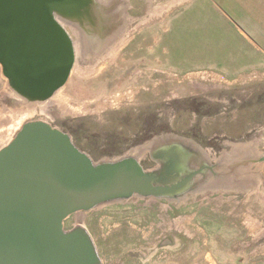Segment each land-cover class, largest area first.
<instances>
[{"label": "rangeland", "instance_id": "374dc122", "mask_svg": "<svg viewBox=\"0 0 264 264\" xmlns=\"http://www.w3.org/2000/svg\"><path fill=\"white\" fill-rule=\"evenodd\" d=\"M152 1L148 6L145 1L132 0L131 13H157L150 21L157 24L154 30L140 32L127 47L122 48L132 34L117 41L108 52L86 50L81 54L77 44L74 66L59 91L62 103L51 101L50 97L29 106L11 94L0 65V116L4 118L0 117V125L11 123L13 111L19 118L23 111L34 108L32 116L24 117L19 127L15 123L0 131V148L13 139L26 121L46 119L70 134L75 145L94 161L132 153L138 155L144 168L150 169L152 163L145 150L149 144L138 150L145 141L129 145L128 140L134 139L136 126L140 127V122H135L140 115L131 109L145 111L155 104L164 115L160 117L161 130L154 134L163 130L184 137L198 134L204 145L209 143L210 135L226 134L232 140L225 142L215 137L219 141L212 139V147L204 148L213 158L225 151L232 152L234 145L238 156L245 146L249 150L255 146L264 153V35H260L264 34V1L253 4ZM169 14L189 18L190 25L169 30V19L163 20ZM150 22L139 28H147ZM68 28L76 43L75 27ZM240 28L251 35L262 51ZM150 59L165 60L188 73L180 76L179 70L176 74L163 63L156 65L158 70L167 71L166 79L172 85L166 89L162 85L151 87L153 93L142 94L140 87L129 86L131 80L127 75L130 69L139 77L155 72L130 63ZM210 68L231 75L248 72L226 80L214 72L203 71ZM254 68L257 70L252 72ZM138 84L147 87L145 82ZM227 92L235 94V104L224 114L222 103L216 99ZM173 95L178 98L170 100ZM206 96L215 98L212 106L205 105ZM71 110L80 114L72 115ZM167 120L173 125L169 126ZM223 157L227 158V153ZM259 166L261 175L251 169V178L256 175L253 186L246 191L217 187L189 193L181 202L134 196L71 214L64 221V228L82 223L91 234L103 264H264V165ZM246 187L241 185V190Z\"/></svg>", "mask_w": 264, "mask_h": 264}, {"label": "water", "instance_id": "95a60500", "mask_svg": "<svg viewBox=\"0 0 264 264\" xmlns=\"http://www.w3.org/2000/svg\"><path fill=\"white\" fill-rule=\"evenodd\" d=\"M90 1L0 0V65L15 93L44 101L67 82L75 48L61 17ZM152 141L164 143L150 147L158 165L146 169L130 153L94 161L47 121L23 123L0 148V264H103L83 225L64 228L71 214L134 196L172 200L214 189L204 187L215 165L202 148L176 134Z\"/></svg>", "mask_w": 264, "mask_h": 264}, {"label": "flooded vegetation", "instance_id": "af4514ba", "mask_svg": "<svg viewBox=\"0 0 264 264\" xmlns=\"http://www.w3.org/2000/svg\"><path fill=\"white\" fill-rule=\"evenodd\" d=\"M144 1L148 4L153 3L152 0H142V3ZM132 0H92L89 4L87 2V5L85 7L79 8L78 11L73 12L65 17H61L62 21H64V27L72 37L71 31L69 30L68 26L73 25L76 29L77 33V42L74 43L75 48V60L77 58V44L79 48V53L82 54V52H85L86 50H92V51H105L108 52L113 45H116L117 41L125 39V36H129L132 34L131 38L128 40V42L123 45L122 48L127 47L130 42L137 37L140 32L146 30V29H152L154 30V26L157 24V22H150L152 18L157 15V13H140V12H133L131 13L129 9L134 8L131 6ZM121 10V11H119ZM126 10V11H124ZM128 10V11H127ZM112 12V13H110ZM174 14V13H173ZM172 17L169 14L167 17H164L163 20L169 19V30L173 31L174 29L178 28H184L185 26L188 27L190 25L189 18L185 17V13H183V17L176 18ZM177 15V14H174ZM150 22L151 25L147 28H139L143 23ZM63 24V23H62ZM68 25V26H67ZM152 36V35H151ZM73 40V37H72ZM74 42V40H73ZM139 48V47H138ZM106 56V55H104ZM133 67H141L144 70L150 69L155 70V72H150L146 74L145 76H137L135 75L136 71L134 69H130L129 73L130 75H127L129 81V86L131 88L140 87L142 94H149L153 93L151 87H156L159 85H162L163 89H166V87H169L172 85L169 79H166V70L160 71L158 70L156 65L164 64L165 67L170 68V71L178 73L176 70H179L180 76H183L182 74L188 73L182 71L183 69H179L177 67H174L173 65H169L168 63L157 61L155 59L150 60H134L130 62ZM218 70V69H217ZM182 71V72H181ZM221 71V70H219ZM163 73L164 76H161L158 73ZM128 74V73H127ZM139 82H145L147 84V87L139 85ZM147 90V91H146ZM146 91V92H145ZM222 98L216 99L219 100V103H222V113L226 114V110H230L232 108V103L235 104V94L232 93H222L219 95ZM223 96H230L231 99H225ZM178 98L177 96L173 95V97H170L169 99L175 100ZM206 99V106H212V101L215 100V98H211L210 96L204 97ZM209 101V102H208ZM167 104H171L169 101H167ZM158 106V105H157ZM131 110L136 111V114H139V118L135 119V122H140V127L136 126V133L133 134L134 139L129 138L128 144L130 143H140L144 142V144L138 146V147H144L148 142L150 143V147L155 145L156 143H164V142H154L152 141L153 138L156 136H160L162 134H174V133H168L165 132V130L161 131V134H154L156 131L161 130V123H160V117L163 114V111H161V108L156 107V105H152L148 109L144 111V108H133ZM220 113V112H219ZM209 115V114H208ZM145 119V122H144ZM169 126L173 125L172 122L168 121ZM149 135L146 139L145 136ZM184 137V136H182ZM215 137L222 138V140L229 141L232 140L229 136L227 137L226 134H213L210 135L209 138H207L208 144L204 145L203 142L199 140L198 134H193L185 137L186 139L190 140L191 142H194L196 145H198L200 148L204 150V148L212 147L213 144L210 145V142L213 140H218ZM226 137V138H224ZM169 141V140H168ZM198 141V142H197ZM166 142V141H165ZM199 143V144H198ZM229 143V142H228ZM231 143V142H230ZM249 143V142H248ZM127 144V145H128ZM233 144V143H231ZM239 144V143H238ZM246 144V143H242ZM229 145V144H228ZM233 146L232 152H223L222 155H219L217 158L211 157L209 153L204 150V152L208 155L209 163L212 165H215L212 167V169H207V175L203 179V183H205L204 187H214V188H224L225 186L230 187L231 190L236 191H246L251 189L253 186L255 175L253 178H251V169L255 173L259 172L257 168H260L259 165H264V153H261L260 151L256 150V147L253 146V150H249L247 146L243 149L244 151L240 152L239 156L238 153L235 152ZM227 153V158H224L223 156ZM146 154H149V160L151 161L152 165L151 168L157 167L158 163L152 158L150 154V150L147 151ZM240 158V159H239ZM228 159V160H241L240 162L243 163L242 167L245 169H250L248 171L249 177L248 179H242L236 175V167H232L228 171H223L221 160ZM239 166V165H236ZM250 167V168H249ZM235 170V172H234ZM261 175V171L259 172ZM254 174V173H253ZM216 176V178H215ZM218 176V177H217ZM215 178V179H213ZM217 179V180H216ZM241 185L247 186L246 189L241 190ZM232 187V188H231ZM229 190V189H226Z\"/></svg>", "mask_w": 264, "mask_h": 264}, {"label": "bare ground", "instance_id": "6f19581e", "mask_svg": "<svg viewBox=\"0 0 264 264\" xmlns=\"http://www.w3.org/2000/svg\"><path fill=\"white\" fill-rule=\"evenodd\" d=\"M110 13H112V12H110ZM78 52H79V48H78ZM60 89L61 88H59L52 96H51V101H56V100H63L61 97H60V93H59V91H60ZM11 94L12 95H14V96H18L19 98H21V99H23L26 103H28L29 104V106H33V105H36V103H41V102H43V101H40V102H37L38 100H36V101H30V100H27L26 98H23L22 96H19L17 93H15L13 90H12V92H11ZM61 102V101H60ZM53 103V102H52ZM54 103H56V102H54ZM62 103V102H61ZM61 103H59V104H61ZM64 103V102H63ZM64 104H62V105H60V106H63ZM41 107V106H40ZM59 107V106H58ZM67 107V106H66ZM34 109V108H33ZM33 109L31 110V109H27V111H23L22 113H21V115H20V117L19 118H16V117H18V116H16L15 114H14V111H13V114H11V117L9 118V120H10V124L9 125H3V124H1L0 125V131L1 130H7L10 126H14L15 125V123H16V125L18 126V125H20V123L22 122V120H24L23 118L24 117H26V116H32V112H33ZM63 110H64V108H63ZM65 110H67V108H65ZM68 110H69V107H68ZM74 110V109H73ZM38 111V109H36V112ZM70 111V110H69ZM72 111V110H71ZM42 112V111H41ZM11 113V112H10ZM19 113V112H18ZM34 113H35V111H34ZM37 114V113H36ZM44 114V113H43ZM63 114V113H62ZM70 114H74V115H78V114H80L79 113V111H72ZM83 114V113H82ZM81 114V115H82ZM4 115H5V112H4ZM64 115V114H63ZM69 115V114H68ZM80 115V116H81ZM2 116V115H1ZM0 116V117H1ZM7 116H9V114L7 115ZM4 117V116H3ZM34 117V116H33ZM8 118V117H7ZM41 118V117H40ZM1 119H4V118H2L1 117ZM1 119H0V121H1ZM49 119V118H48ZM52 119V118H51ZM50 119V120H51ZM44 120H46V119H44ZM3 121V120H2ZM26 121V120H25ZM51 122V121H50ZM19 127V126H18ZM7 142V141H6ZM7 144V143H6ZM5 143H4V145H2V147L3 146H5L6 145ZM148 146L145 148V150H149L150 149V143L148 142ZM1 147V148H2ZM142 147H140V148H138V150L139 149H141ZM242 152V151H241ZM130 154H132V153H130ZM137 158H139L138 157V155H136V154H134ZM240 157V156H239ZM240 159V158H239ZM241 160H239L238 161V159L237 160H221V164H222V169H223V171H228V170H230L232 167H236V175L238 176V177H240V178H242V179H245V178H247V176H246V171L247 170H250V169H245L244 167H241L242 165H243V163H241L240 162ZM236 165H239V166H236ZM250 168V167H249ZM234 172H235V170H234ZM228 187L227 186H225V189H227ZM186 197H181V198H179V199H172V201H175V202H181V201H183L184 199H185ZM81 220H82V218H79V221L81 222ZM81 225H83L82 223H80ZM208 256V259L210 258V260L212 261V258H211V256H210V254H208L207 255ZM210 261V262H211Z\"/></svg>", "mask_w": 264, "mask_h": 264}, {"label": "crops", "instance_id": "0c3cea01", "mask_svg": "<svg viewBox=\"0 0 264 264\" xmlns=\"http://www.w3.org/2000/svg\"><path fill=\"white\" fill-rule=\"evenodd\" d=\"M219 2H215V3H232V4H253V3H256V2H262L264 0H218ZM175 2L177 3V0H175ZM193 0H185V4L187 3H192ZM223 11V10H222ZM224 12V11H223ZM240 32L250 41L252 42L258 49H260L262 51V48L260 45H258V43L251 37V35L249 33H247L246 31H244L242 28H240ZM260 35H264V34H260ZM232 65V64H230ZM252 72L253 71H256L257 69L254 68V69H251ZM205 72H214L216 73L217 75L221 76V78L223 79H226V80H229L231 78H236V77H239L240 75L242 74H245L247 73L248 71L246 72H242V73H239L237 75H231V73H229L228 71H219V70H216V69H206V70H203ZM202 71V72H203ZM249 73H250V70H249ZM232 76H235V77H232Z\"/></svg>", "mask_w": 264, "mask_h": 264}, {"label": "built area", "instance_id": "2783aa9c", "mask_svg": "<svg viewBox=\"0 0 264 264\" xmlns=\"http://www.w3.org/2000/svg\"><path fill=\"white\" fill-rule=\"evenodd\" d=\"M64 26V25H63Z\"/></svg>", "mask_w": 264, "mask_h": 264}]
</instances>
